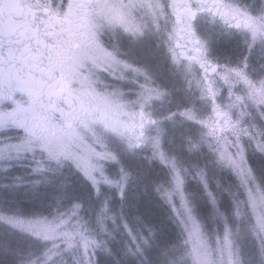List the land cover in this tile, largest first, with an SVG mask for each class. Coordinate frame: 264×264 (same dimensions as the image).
Returning <instances> with one entry per match:
<instances>
[{"label": "rangeland", "instance_id": "obj_1", "mask_svg": "<svg viewBox=\"0 0 264 264\" xmlns=\"http://www.w3.org/2000/svg\"><path fill=\"white\" fill-rule=\"evenodd\" d=\"M173 10L172 0H101L84 46L76 50L66 42L60 58L113 120L85 119L71 130L51 124L37 137L1 81L15 54L2 40L12 24L6 7L0 16V173L16 164L32 174L69 165L97 190L109 184L126 193L138 190L130 179L154 171L163 178L157 190L171 208L170 222L185 229L186 251L176 259L123 252L118 264H264V47H254L263 42L262 31L231 32L212 22L202 45L214 48L221 68L206 86L202 71L174 54ZM141 110L143 122L150 120L142 135L132 128ZM17 191L0 184V222L53 248L28 253L22 264H53V257L67 254L94 264L102 241L79 211L19 214L4 206ZM154 207L159 221L162 215L167 221L162 205ZM103 214L91 225L115 224L110 211Z\"/></svg>", "mask_w": 264, "mask_h": 264}, {"label": "flooded vegetation", "instance_id": "obj_2", "mask_svg": "<svg viewBox=\"0 0 264 264\" xmlns=\"http://www.w3.org/2000/svg\"><path fill=\"white\" fill-rule=\"evenodd\" d=\"M100 1L8 0V12H3L5 8L0 10L7 19H12L2 35V40L6 39L4 47L15 51L1 74V81L20 102L28 117V128L37 137H43L51 124L56 130L60 126L71 130L85 119L113 120L105 108L101 109L95 95L69 75L60 58L66 42L72 41L76 50L84 46ZM172 1L179 34L174 41V54L197 66L206 86L214 85L221 68L214 61V48L207 42L202 45L212 22L231 32L257 28L262 31L263 42L254 47H264V0ZM141 111L138 123L132 128L142 135L150 120L146 118L143 122Z\"/></svg>", "mask_w": 264, "mask_h": 264}, {"label": "trees", "instance_id": "obj_3", "mask_svg": "<svg viewBox=\"0 0 264 264\" xmlns=\"http://www.w3.org/2000/svg\"><path fill=\"white\" fill-rule=\"evenodd\" d=\"M248 159L252 165L249 155ZM146 163L144 161V164ZM202 170L201 168L200 171ZM153 172L140 181L130 179L129 183L138 190L126 193L114 191L115 188L109 184H103L104 186L97 190L88 179L69 165L57 168L54 166L32 174L25 164H16L8 171L0 173V184L19 189L11 193L10 200L4 201L8 205H4L5 207L14 209L19 214L51 217L68 210L79 211L91 233L102 241L101 247L95 250L94 264H118L116 255L130 251L135 255L143 251L147 254L175 255L170 258L176 259L178 254L186 251V232L179 223L170 222L173 218L171 208L161 203L157 190L163 178ZM192 174L195 175L196 171ZM225 185L224 192H228L230 180ZM29 187L31 190L28 191ZM102 191L106 192L101 193ZM156 204L162 205L167 221L165 215H162L159 221L155 213H160V210L154 207ZM106 211L112 213L110 218L116 219L115 224H110L107 228L91 225ZM143 240L148 243L144 244ZM0 242V264H22L27 260L28 253L39 255L46 249H53L49 241L35 238L2 222ZM81 255L56 256L53 257L52 263L85 264V255Z\"/></svg>", "mask_w": 264, "mask_h": 264}, {"label": "snow or ice", "instance_id": "obj_4", "mask_svg": "<svg viewBox=\"0 0 264 264\" xmlns=\"http://www.w3.org/2000/svg\"><path fill=\"white\" fill-rule=\"evenodd\" d=\"M8 6V0H0V10L6 8ZM2 11H0V16H2Z\"/></svg>", "mask_w": 264, "mask_h": 264}, {"label": "water", "instance_id": "obj_5", "mask_svg": "<svg viewBox=\"0 0 264 264\" xmlns=\"http://www.w3.org/2000/svg\"><path fill=\"white\" fill-rule=\"evenodd\" d=\"M178 46H179V44H177V47H178ZM143 113H144V111L142 110V111H141V114H143Z\"/></svg>", "mask_w": 264, "mask_h": 264}]
</instances>
